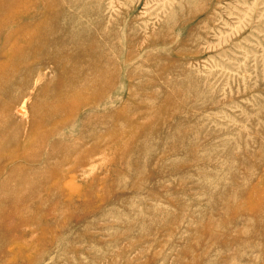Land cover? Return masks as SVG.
I'll return each instance as SVG.
<instances>
[{
	"label": "rangeland",
	"instance_id": "1",
	"mask_svg": "<svg viewBox=\"0 0 264 264\" xmlns=\"http://www.w3.org/2000/svg\"><path fill=\"white\" fill-rule=\"evenodd\" d=\"M17 2L0 264H264V0Z\"/></svg>",
	"mask_w": 264,
	"mask_h": 264
},
{
	"label": "bare ground",
	"instance_id": "2",
	"mask_svg": "<svg viewBox=\"0 0 264 264\" xmlns=\"http://www.w3.org/2000/svg\"><path fill=\"white\" fill-rule=\"evenodd\" d=\"M17 3H18L17 0L16 1L15 0H1L0 1V18L2 17V15L5 12L8 13L7 15H9L12 12V9L15 8V6L17 5ZM0 27H1V24H0Z\"/></svg>",
	"mask_w": 264,
	"mask_h": 264
}]
</instances>
